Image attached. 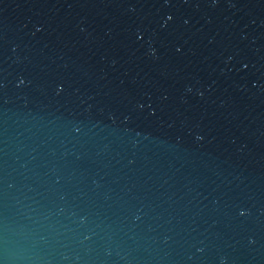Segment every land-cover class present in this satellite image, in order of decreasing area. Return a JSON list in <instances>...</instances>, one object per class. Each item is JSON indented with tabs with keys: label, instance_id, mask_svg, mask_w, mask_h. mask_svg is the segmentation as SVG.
<instances>
[{
	"label": "water",
	"instance_id": "95a60500",
	"mask_svg": "<svg viewBox=\"0 0 264 264\" xmlns=\"http://www.w3.org/2000/svg\"><path fill=\"white\" fill-rule=\"evenodd\" d=\"M0 264H264V0H0Z\"/></svg>",
	"mask_w": 264,
	"mask_h": 264
}]
</instances>
